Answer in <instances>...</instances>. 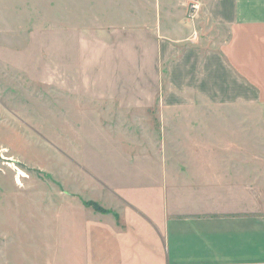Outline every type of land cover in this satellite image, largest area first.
Here are the masks:
<instances>
[{"label":"crops","instance_id":"0c3cea01","mask_svg":"<svg viewBox=\"0 0 264 264\" xmlns=\"http://www.w3.org/2000/svg\"><path fill=\"white\" fill-rule=\"evenodd\" d=\"M50 1L0 0V43L91 28L101 50L85 68L70 51L43 86L63 117L59 161L29 216L70 237L71 264H264V187L234 159L254 154L253 122L222 114L264 104V0ZM41 86L29 84V117Z\"/></svg>","mask_w":264,"mask_h":264},{"label":"rangeland","instance_id":"374dc122","mask_svg":"<svg viewBox=\"0 0 264 264\" xmlns=\"http://www.w3.org/2000/svg\"><path fill=\"white\" fill-rule=\"evenodd\" d=\"M52 3L51 0L46 5L52 7ZM33 30L35 34L38 32L39 37L43 36L44 38H38L45 42L35 43L30 37L29 43H0V264H71L70 237L54 235L52 226H47L49 221L42 219V213L39 220L29 216V213L38 207V199L49 195L51 189L47 181L55 180L52 174L55 164L59 161V150L56 149V137L59 133L57 121H61L63 117H59V111L53 107L52 97L45 92L47 88L43 86L53 83L55 68L64 71L69 66L70 51L76 55L74 62L77 67L85 68L89 61L87 54L100 51L101 47L86 42V37L97 34L98 29L63 28L62 43H54L52 28H31V31ZM207 31L209 32V29ZM210 31L212 39L217 29ZM134 46L127 43L123 51L132 52ZM13 84L21 87H10ZM29 84L43 87L37 97V100L40 99L39 107L34 105L35 107L30 109L32 117L28 115L29 109L24 110V104H30L29 99H32V95L28 94ZM14 100L15 103L12 104ZM7 110L11 111L13 116H7ZM222 112L233 115L246 114L252 119L253 123H248L247 126L252 127L255 133L251 150L254 154L240 155L234 159L240 164H253V186L264 187V169L256 167L264 166V104L255 102L252 107L248 105L223 109ZM6 119H9L10 123H7ZM27 119L34 122H26ZM27 129V136L30 138L23 137L25 133L22 131ZM43 134H46L45 138ZM6 144L10 145L11 149H5ZM239 147L246 150L244 146ZM1 154L7 160L11 158L9 162H14L13 165L9 166L7 161L1 158ZM60 154L63 162L69 161L70 156L64 148ZM23 162L34 168L27 169ZM29 181L32 186L28 188L26 183ZM22 183L26 185L25 188L18 187L22 186ZM29 201L31 203H28ZM91 202L101 207L94 201H83L84 205L95 209L93 205H88ZM43 206L45 205H42V208Z\"/></svg>","mask_w":264,"mask_h":264},{"label":"built area","instance_id":"2783aa9c","mask_svg":"<svg viewBox=\"0 0 264 264\" xmlns=\"http://www.w3.org/2000/svg\"><path fill=\"white\" fill-rule=\"evenodd\" d=\"M199 8H200V4H199V2H197V1H194V2H192L191 4H189V6H188V11H187V17L189 18V19H194L195 18V16L197 15V12L199 11ZM195 31H194V35H195ZM4 151V150H3ZM1 158L2 159H5L4 157H3V155L1 154ZM6 161H7V164L10 166H12L13 165V163H10L9 161L11 160V158L10 159H5Z\"/></svg>","mask_w":264,"mask_h":264},{"label":"trees","instance_id":"16d2710c","mask_svg":"<svg viewBox=\"0 0 264 264\" xmlns=\"http://www.w3.org/2000/svg\"><path fill=\"white\" fill-rule=\"evenodd\" d=\"M90 204L93 205V207H94L97 211H100V212H106L105 209L99 207V206L96 205L95 203L91 202V203H89L88 205H90Z\"/></svg>","mask_w":264,"mask_h":264}]
</instances>
